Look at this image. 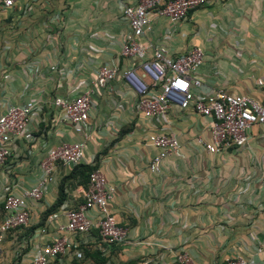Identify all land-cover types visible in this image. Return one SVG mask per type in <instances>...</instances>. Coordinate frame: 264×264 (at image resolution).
<instances>
[{"label":"crops","instance_id":"0c3cea01","mask_svg":"<svg viewBox=\"0 0 264 264\" xmlns=\"http://www.w3.org/2000/svg\"><path fill=\"white\" fill-rule=\"evenodd\" d=\"M137 2L18 0L0 8V114L6 103L32 99L43 107L32 119L30 135L17 140L0 165V223L6 188L21 194L34 185L49 148L83 142V164L96 165L115 188L110 208L126 236L105 247L94 229L77 237L84 259L69 255L52 264H176L181 251L194 264H223L237 255L264 264V125H252L242 144L210 153L202 144L210 140V117L176 105L146 117L124 78L104 87L95 82L104 64L141 73L142 62L158 48L176 57L197 46L204 52L197 96L223 90L264 103V83L258 84L264 81V0H207L177 22L152 14L140 38L147 50L143 59L121 53L130 32L123 7ZM86 91L94 100L87 137L64 121L52 102ZM157 134L176 137L181 156L166 158L153 173L149 164L157 149L150 138ZM74 168L60 166L42 199L29 201V225L6 235L0 264L28 263L48 238L39 225L61 184L66 196L56 223H67L65 211L84 201L87 186L80 177H69ZM88 216L97 219L95 211ZM49 232L57 234L53 226Z\"/></svg>","mask_w":264,"mask_h":264},{"label":"built area","instance_id":"2783aa9c","mask_svg":"<svg viewBox=\"0 0 264 264\" xmlns=\"http://www.w3.org/2000/svg\"><path fill=\"white\" fill-rule=\"evenodd\" d=\"M16 1L0 0V8L13 7ZM206 3L207 0H138L134 5L124 4L123 16L129 23L130 32L125 36L122 55L140 59L146 56L147 50L140 43V38L150 28V15L167 16L172 22H177ZM203 60L204 52L197 46L176 57L158 48L150 59L142 62L141 73L133 69L119 70L104 64L96 72L95 82L99 87H104L117 77L124 78L137 93L138 108L146 117L165 114L172 105L181 109L193 107L197 113L212 119L210 140L202 141V144L208 152L218 153L242 144L252 125H264V103L247 95L231 94L223 90L213 91L203 97L197 96L195 89L203 86L198 76ZM263 83V80L258 81V84ZM52 102L59 109L61 118L73 126L77 133L87 137L88 119L94 102L92 92L86 91L74 97L56 96ZM42 109V104L32 99L23 105L6 103L4 112L0 114V165L11 156L14 143L30 135L32 119ZM150 142L157 149L149 164V170L153 173L161 171L166 158L181 156V143L174 136L157 134L150 138ZM85 156L86 145L83 142H64L51 147L40 163L41 173L33 186L18 195L5 189V217L0 223V259L6 235L29 225V201L42 199L47 185L56 180L60 166L74 168L85 162ZM114 196L115 188L108 185L99 169H95L83 192L84 201L77 208L65 211V224L56 223L58 213L48 217L39 231L48 238L36 248L26 264H52L69 255L78 260L84 259L77 237L87 236L94 229L99 230L100 245L110 247L123 242L126 230L116 221L110 208ZM91 211H95L96 220L88 216ZM51 226L55 227L56 235H50ZM261 250L260 246L258 251ZM175 261L176 264H194L184 251L176 254ZM223 264L256 263L253 257L237 255L227 258Z\"/></svg>","mask_w":264,"mask_h":264},{"label":"trees","instance_id":"16d2710c","mask_svg":"<svg viewBox=\"0 0 264 264\" xmlns=\"http://www.w3.org/2000/svg\"><path fill=\"white\" fill-rule=\"evenodd\" d=\"M97 169L96 168V165L94 166H90V165H87V164H80V165H77L71 175L69 177H72V178H75V177H80L82 179V182L85 186L88 185V182H89V178H90V174L95 170ZM65 194H64V188H63V184L60 185V189H59V197L56 201V203L54 205H52L43 215V218H42V221H41V224L39 226H44L48 217L50 215H52L53 213H56V211L58 210V208L62 205V203L64 202V199H65ZM98 232V237L100 239V234H99V230H97ZM104 246H107L105 244H103ZM110 246H113V245H110Z\"/></svg>","mask_w":264,"mask_h":264}]
</instances>
